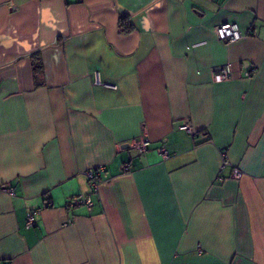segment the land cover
Instances as JSON below:
<instances>
[{"label": "crops", "instance_id": "0c3cea01", "mask_svg": "<svg viewBox=\"0 0 264 264\" xmlns=\"http://www.w3.org/2000/svg\"><path fill=\"white\" fill-rule=\"evenodd\" d=\"M0 264H264V0H0Z\"/></svg>", "mask_w": 264, "mask_h": 264}, {"label": "built area", "instance_id": "2783aa9c", "mask_svg": "<svg viewBox=\"0 0 264 264\" xmlns=\"http://www.w3.org/2000/svg\"><path fill=\"white\" fill-rule=\"evenodd\" d=\"M215 34L217 35V38H219L222 42L226 44H230L231 42L238 41L242 39L244 35L240 30L238 23L232 21L218 25V27H216L215 29ZM211 71L213 75L218 79H227L230 77L232 72L230 68V64H220L219 66L213 67ZM180 129L186 130L189 133H193L191 126L188 122L180 125ZM149 143L150 142L148 139L141 138L140 140L135 141L133 145L140 154H143L148 149ZM158 151L160 154H162L163 157H167L168 153L167 150L164 148V146H160L158 148ZM123 169L128 170V164H124ZM102 171H103L102 167L88 171L87 176L90 179L92 185L94 186L97 185L98 179ZM241 174L242 172L240 171V169L236 167L232 173V176L235 178L236 177L239 178L241 177L240 176ZM80 204L86 205L88 208H90L93 202L91 197L83 194L73 195L66 202V205L68 207H73ZM33 225H34V214L30 212L29 214H27L26 226L31 227Z\"/></svg>", "mask_w": 264, "mask_h": 264}, {"label": "trees", "instance_id": "16d2710c", "mask_svg": "<svg viewBox=\"0 0 264 264\" xmlns=\"http://www.w3.org/2000/svg\"><path fill=\"white\" fill-rule=\"evenodd\" d=\"M132 26L133 25L128 22V18L125 15H120L119 20H118V27H119L120 31L129 32L131 30ZM33 65H34L33 67H34L35 73L41 71L42 66H41L40 60L34 61ZM36 82H38V81L36 80Z\"/></svg>", "mask_w": 264, "mask_h": 264}, {"label": "bare ground", "instance_id": "6f19581e", "mask_svg": "<svg viewBox=\"0 0 264 264\" xmlns=\"http://www.w3.org/2000/svg\"><path fill=\"white\" fill-rule=\"evenodd\" d=\"M192 129V128H191Z\"/></svg>", "mask_w": 264, "mask_h": 264}]
</instances>
